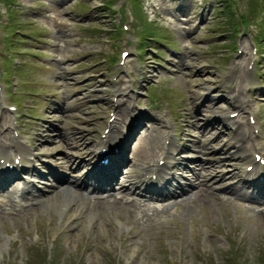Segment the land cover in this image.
<instances>
[{
  "label": "rangeland",
  "instance_id": "374dc122",
  "mask_svg": "<svg viewBox=\"0 0 264 264\" xmlns=\"http://www.w3.org/2000/svg\"><path fill=\"white\" fill-rule=\"evenodd\" d=\"M0 80V151L13 154L16 133L36 154L35 169H47L40 158L51 151L58 170L73 175L75 161L62 166L68 148L57 127L81 133L83 152L74 153L72 135L67 141L87 164L113 110L116 127L135 119L147 125L146 158L162 151L165 134L187 138L170 187L190 182L182 164L199 167L208 154L235 170L214 186H188L161 200L78 194L77 213L44 202L39 191L26 193L33 208L19 207L12 179L0 188V264H264V202L229 191L226 199L221 187L239 177L240 149L252 157L264 147V0H0ZM199 86H208L220 111L213 143L198 141L189 118ZM133 161L127 168L137 178ZM199 186L213 187L205 190L210 196L195 198ZM8 204L15 212H5Z\"/></svg>",
  "mask_w": 264,
  "mask_h": 264
},
{
  "label": "bare ground",
  "instance_id": "6f19581e",
  "mask_svg": "<svg viewBox=\"0 0 264 264\" xmlns=\"http://www.w3.org/2000/svg\"><path fill=\"white\" fill-rule=\"evenodd\" d=\"M199 87L195 88L196 89L195 91L200 92V93H204L208 89V86L207 87L206 86H202L200 88ZM208 106H209L208 114H214V116H217L216 114L220 113V111L216 109V105L209 104ZM125 109H126V107L124 109H122V111L125 110ZM232 110H234V107L232 109H228L227 112L232 111ZM218 116L220 117V115H218ZM204 126H205V122H203L202 124H199V128H204ZM112 127L114 129L116 127V124L115 123L112 124V126H111V128H110V130L108 132L109 134L111 133ZM45 129H48V127H45ZM57 129H58L57 132H56L57 134L55 136H57V137L60 136L61 139L64 140V143H63L65 145L64 148H71L68 145V141H67V139L70 140V135L73 136V139L71 138V141H70L71 144H74V141H75V144L73 145V147H74L73 150H76V151H74V153L79 154L80 153L79 151H82V150H84L86 148V147L82 146V144L79 143V140H80L79 139V137H80L79 134H81L80 132H77V134H76L75 131L71 130L70 132H68L66 134V132H64L61 127H57ZM49 130H50V128H49ZM115 132H117L116 136L118 138H120V136L121 137L125 136V134L123 133L124 131L121 128H119V127H117L115 129ZM238 135H239V132H238V130H236L235 131V136H234V138H236V140L234 141L236 145L239 144ZM111 137L112 136L109 135V139H111ZM54 138L55 137H53L52 139H54ZM231 138H233V137L231 136ZM10 140H11L10 141V147H12V149H13V152L15 154L14 156H16L17 154L20 155L19 163L16 166H18V167H27L29 170H34L35 169V165L32 162V157H31V153H30L29 149L18 138L14 137V136L12 137V135H11V139ZM143 141H144V138H142V136L140 135V132H139L138 135H136V138L134 139V141L132 143V151L134 150V152L136 154L139 153L140 152L139 144L143 143ZM105 143H106V140L102 141V139H101L97 143L96 147L98 149H100V148H102L105 145ZM39 145L44 147V145H42V144H39ZM106 145L108 146V148H111V145L109 143L106 144ZM124 147H126V143L124 144ZM37 148H38V146H37ZM260 149H264V148L261 147ZM39 150H41L40 147L38 148V151ZM63 151H64V156H63L64 159H63V163L62 164H63L64 167L68 168L69 162H71L73 160L76 161V165H78V166L85 164L86 159L83 156H74L72 153L69 152V150H66V149H63ZM49 153L52 154L53 152H51V151L47 152L46 155L50 156ZM5 155H7V154H5ZM48 156H47V160L46 161L50 162V158H52V157H48ZM238 160H246V163H248L247 161H250L251 158L249 157V155H247L245 153V151L240 149V155L238 157ZM165 162H167V161L165 160ZM228 164L230 165L229 162H228ZM230 166H232V165H230ZM1 167L2 166H0V169H1ZM142 168L146 169L147 172H150L152 169L157 168L158 169V173H160V172H164L165 171L166 163H162L161 165H157L156 162H153L152 164L147 163V164H143L141 169ZM202 168L203 169H199L198 171H196L194 167H190L189 170L191 171V175L195 174L196 178L200 177L202 181H207V180L215 181L214 179H216L217 175H214L215 173H213V171L210 170V169L220 168V169H218V170H220L219 177H225L227 173H231V171H233L232 169L224 170L222 168V165L220 166V163L216 162V161L215 162L211 161L207 166L203 165ZM89 171L90 170H87L85 175H87ZM64 174L66 176H68V178H67L68 180L67 181H68L69 184H67L64 188L59 189L58 191H55L54 188H52V190L49 193L48 192L46 193L44 190H42L41 193H42V196H43V201L46 202V203L54 204L55 208L63 210L64 212L71 210L70 211L71 213H77L78 212V204L74 205V199L76 198L77 194L75 193V191L73 189L70 188L69 185H73V186H78L79 185V186H81V184H82L81 183V179L78 178L77 175H70V174H66V173H64ZM121 176H123V173H121ZM125 176H126V179H127V177H129V173L125 174ZM191 177L192 176H190V178ZM141 178H142L143 183L150 184V183H148V181L151 182V180L145 174H142ZM240 179L250 180L251 179V175L249 174V172L243 171L240 174ZM192 181H193V184L191 185V187L198 185L197 184V180L196 181L192 180ZM159 182L160 181H157V184ZM160 185H162V184H160ZM121 187H125V184L122 183ZM206 189H207V187H204V189L202 187L201 188L199 187L198 189H196L195 192H194L196 197L197 198H199V197L206 198V197L210 196V194L205 191ZM180 190L184 191L186 189L184 187H181ZM100 191H102V190L100 189ZM128 192H130V191H128ZM125 193H127V192H125ZM98 201L102 202V200H98Z\"/></svg>",
  "mask_w": 264,
  "mask_h": 264
}]
</instances>
